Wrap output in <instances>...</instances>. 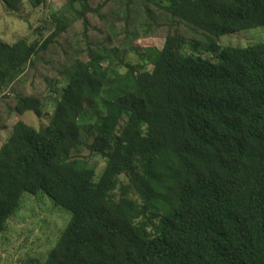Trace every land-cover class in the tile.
<instances>
[{
    "label": "trees",
    "instance_id": "trees-1",
    "mask_svg": "<svg viewBox=\"0 0 264 264\" xmlns=\"http://www.w3.org/2000/svg\"><path fill=\"white\" fill-rule=\"evenodd\" d=\"M0 1L23 17L49 0ZM137 1L144 35L167 28L162 49L134 46L137 63L90 50L60 91L56 81L48 97L14 91L10 115L49 123L19 120L0 148V234L25 194L42 193L71 219L36 264H264V43H219L264 27V0H119L127 35ZM67 6L88 28V0ZM57 25L42 43L0 37V93L50 49Z\"/></svg>",
    "mask_w": 264,
    "mask_h": 264
},
{
    "label": "rangeland",
    "instance_id": "rangeland-1",
    "mask_svg": "<svg viewBox=\"0 0 264 264\" xmlns=\"http://www.w3.org/2000/svg\"><path fill=\"white\" fill-rule=\"evenodd\" d=\"M88 2L93 11L88 14L90 25L85 28L83 20L78 19L77 13L68 8V0H49L45 7L39 9H33L27 3V12L23 17L9 11L0 1V37L8 43L21 38L29 43H42L58 30L59 19L66 23L65 29L50 44V49L39 56L35 66H29L24 76L0 93V148L7 142L19 120L36 129L49 123L47 118L40 119L32 112L23 116L10 115L8 107L12 103L14 91L48 97L50 85L55 81L60 91L67 83L65 74L68 65L76 58L87 60L90 50L98 51L103 47L117 49L122 58L137 63L134 46L139 49L164 47L168 34L166 27L157 28L148 36L143 34L142 24L146 16L142 2L135 3L129 35L124 30L119 0ZM75 8L81 9L80 4L77 3ZM156 15L159 16V13L156 12ZM136 37L139 38L137 42ZM219 43L223 48L264 43V27L224 36ZM187 54L191 52L187 50ZM6 94L10 95L9 98H5ZM53 109V104L49 103L46 111L51 113ZM2 126H6L7 130L2 129ZM82 154L87 155L88 152L84 150ZM89 167L100 175L105 163L99 155H93ZM70 219L71 215L56 206L47 195L25 194L20 210L9 220L7 231L0 234V264L43 263Z\"/></svg>",
    "mask_w": 264,
    "mask_h": 264
}]
</instances>
